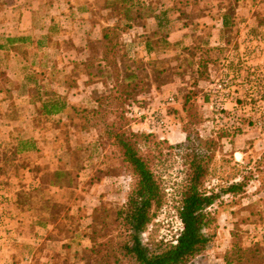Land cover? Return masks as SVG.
<instances>
[{"label":"rangeland","instance_id":"374dc122","mask_svg":"<svg viewBox=\"0 0 264 264\" xmlns=\"http://www.w3.org/2000/svg\"><path fill=\"white\" fill-rule=\"evenodd\" d=\"M148 2L149 7L150 4L155 7L157 3H165V0ZM190 2L192 0H189ZM209 2L194 3L191 7L203 8L212 5V1ZM250 3L252 7H257L262 20L260 10L263 8V0H253ZM189 7V4H180L176 0L175 9L184 12L177 15L181 21L192 20L185 15V10ZM227 8L233 9L230 1ZM64 46H69V43ZM170 51V56L175 54L170 62L156 58L143 61L138 51L125 52L123 48L119 52L118 59L124 77L132 76L127 80L137 84V89L128 101L132 104V113L127 121L130 125L145 123L147 115L153 111L160 112L172 125L179 126L186 121L185 114L180 112L178 107L176 109L175 104H180L191 88V81L182 72L179 73L181 67L178 68L185 63L187 51L180 48ZM133 58L134 62L138 61L136 64L128 61ZM92 69L97 72L96 67ZM104 76L108 77L109 72L104 73ZM171 79L176 81L174 86L152 90V82L158 84ZM239 80L233 83L234 92L237 94L235 106L225 114L232 117L234 124H237L236 128L240 131L244 129V133L251 138L246 137L245 141L250 143L254 138L260 142L251 145L243 143L245 149L249 147L253 150L252 157L245 158L242 163H236L232 155L233 148L225 143L226 140L217 141L205 182L206 188L218 190L241 181L245 182V188L235 197L221 196L211 208L215 218L211 227L213 240L206 251L189 264H224L223 256L232 243V230L239 233L243 245L248 244L250 237L257 240L264 255V83L260 81L250 85L248 80ZM199 86L198 82L194 87L197 96L194 105L200 118V124L196 125L195 129L201 137L215 139L222 130H230V125L225 119L214 117V111L208 114L203 110L198 101L203 88ZM169 98L173 101H169ZM203 112L209 115V125L204 124ZM0 116L9 119L12 117L15 122L14 134L18 136L22 135L23 130L22 124L17 122L25 116L29 125L26 126L27 132L23 136L33 137L32 128L35 127L39 130V138H50L54 141L45 147L40 146L31 156H17L13 151L14 147L0 151V264H133L132 260L123 259L117 250L122 237L113 220L115 210L126 199L132 179L115 149L103 135L95 130H86L84 121L77 117L71 108L68 113L56 117H45L38 112L0 113ZM173 127L163 133L166 139L167 134L174 130ZM137 131L146 132L147 129ZM158 134L161 136L162 132L159 131ZM168 143L172 146L179 144L174 139L168 140ZM150 146L145 142L140 143L143 150ZM55 147L65 149L64 152H72L73 161L64 156L65 153L55 152ZM46 149L53 154V160H45L46 163L42 165L35 164L44 157ZM162 154V158L155 162L154 171L160 177L165 197L162 204L154 209L153 219L145 232L140 234L142 245L149 252H159L166 244L173 242L181 230L176 207L186 172L182 159L184 152L178 148L163 149ZM34 156L39 157L36 159ZM58 156H63L67 161L58 159ZM67 168L74 171L70 172ZM56 169H60L62 173L69 172L70 177L59 179L65 185L69 179V186L59 189L51 186L55 181L53 172ZM76 171L81 175L74 176ZM93 221L97 230V243L94 247L98 250L99 243L108 240V246L101 252L103 256L109 252V261L94 256L88 248L90 243L84 236L91 232Z\"/></svg>","mask_w":264,"mask_h":264},{"label":"crops","instance_id":"0c3cea01","mask_svg":"<svg viewBox=\"0 0 264 264\" xmlns=\"http://www.w3.org/2000/svg\"><path fill=\"white\" fill-rule=\"evenodd\" d=\"M148 1L155 3L156 0ZM148 1L146 4H149ZM211 1L212 5L208 9H186L185 15L192 19L190 22L177 17L184 12L175 9L174 0H165V3H157L155 7L150 4L148 15L130 23L131 27L122 36L123 50H132V53L138 51L143 61L156 58L170 62L175 55L170 56V50H192L196 45L224 48L220 64L209 65L207 79L199 81L203 91L198 101L208 114L212 112V93L219 81L232 78V83L239 82L245 75L242 71L245 65L264 71V0L260 10L262 20L257 7H252L250 3L253 0H229L233 9L227 8L228 0ZM115 4L114 0H0V53L5 54L0 57V75L7 79L6 85L0 82V113H41L43 103L48 98L63 97L67 99L61 114L68 113L71 107L90 111L97 109L96 99L108 92L110 83L104 73L87 69L90 55L86 47L89 41L100 40L104 28L125 20L121 15L114 14ZM258 33L262 41L260 53L255 54L252 49L254 42L250 40ZM159 39L161 43L155 45ZM65 43H69V46H64ZM19 49L26 51V55L21 54ZM128 61L133 64L138 62H134V58ZM188 63L191 64L187 61L183 67ZM118 65L121 69L119 59ZM174 79L158 84L152 82L151 88L172 87L176 84ZM175 105L180 110V104ZM224 106L230 110L232 104L225 103ZM208 114L204 113L203 117L207 125L211 123V120H207ZM13 124L12 117L0 116V151L14 147L12 149L17 156H31L40 146L45 147L54 142L50 138H39V130L35 127L32 128L33 137L23 136L29 125L25 116L17 122L22 124V135L14 134ZM130 127L134 131L147 129L145 123H132ZM173 128L167 134V140L184 141L180 125L176 124ZM241 131L230 138L231 142H225L233 148L232 155L236 163L252 157L253 150L249 147L245 149L243 143L251 145L260 142L254 138L250 143L245 141L246 137L251 138L244 133V129ZM54 150L65 153L64 156L73 161L72 152H64L65 149L60 147ZM52 155L46 149L44 157L35 164L52 161ZM34 157L38 159L39 156ZM58 159L67 161L63 156H58ZM84 167L87 168V165L84 164ZM67 170L74 171L72 168ZM77 174L81 175L78 171L73 173L74 176Z\"/></svg>","mask_w":264,"mask_h":264},{"label":"trees","instance_id":"16d2710c","mask_svg":"<svg viewBox=\"0 0 264 264\" xmlns=\"http://www.w3.org/2000/svg\"><path fill=\"white\" fill-rule=\"evenodd\" d=\"M114 1L116 2L114 14L121 15L125 20L121 24L104 28L101 31L100 40L89 41L86 47L90 55L87 69L96 67L97 73L109 72L107 78L110 87L106 94L96 99L97 109L95 111L77 107H71V110L84 121L86 130H95L103 135V138L115 149L132 179V186L124 203L115 210L113 215L117 230L122 237L117 246L121 257L132 260L133 264H189L204 253L213 240L214 234L211 232V227L215 223V218L211 213V208L221 196L235 197L245 188L243 181L231 183L218 190L207 189L205 186L217 141L226 140L229 142L230 138L240 134L241 131L235 126H229L230 130H222L214 139L213 137H201L195 129V126L200 124V118L194 105L197 97L194 87L199 81L207 79L209 65L220 64L224 48L199 47L197 45L192 50L180 48L187 51V56L184 58V60L186 59L185 63L191 62L184 67L185 63L178 66V68L181 67L179 73L182 72L191 81V88L182 98L179 110L186 117V121L180 124V130L185 136L184 141L172 146L163 133L159 136L158 130L157 132L156 130L134 131L127 122L132 113V106H130L132 104H129L128 101L137 89V84L127 80L132 76H122L118 65V56L122 50L124 32L131 27L130 23L133 21L144 19V16L148 15L150 7L145 3L147 0ZM209 1L192 0L189 3V0H177V3L189 4L191 7L194 3L206 2L209 4ZM192 8L204 10L210 7L206 5L203 8ZM160 39L155 45L161 43ZM18 51L26 55V51H20V49ZM2 56L5 54L0 53V57ZM192 74L194 75L192 76ZM0 77V82L6 85L7 79L3 75ZM66 99V97L48 98L46 102L44 101L40 114L45 117L63 115L61 113L66 106ZM141 142L151 146L143 150L142 147L140 148ZM143 146L145 145L143 144ZM175 148L183 150L182 159L186 165L185 177L178 193L179 199L176 207L181 230L175 240L166 244L159 252H149L142 245L140 234L145 232L153 219L154 209L162 204L165 197L162 182L154 171V165L159 158H162L163 149L172 150ZM54 175L55 181L52 182V187L59 189L70 185L69 179L66 185L59 180L60 177H70L69 172L62 173L60 169H56ZM95 224L94 221L91 223V232L84 236L90 243L88 248L94 256L109 261V252H106L104 256L101 252L108 246V240L99 243L98 250L94 247L97 243ZM230 236L232 243L230 249L223 256L224 264H263V248L257 240L250 237L248 244L243 245L237 231L232 230Z\"/></svg>","mask_w":264,"mask_h":264},{"label":"built area","instance_id":"2783aa9c","mask_svg":"<svg viewBox=\"0 0 264 264\" xmlns=\"http://www.w3.org/2000/svg\"><path fill=\"white\" fill-rule=\"evenodd\" d=\"M252 41L254 42V45L252 46L253 52L255 54H259L262 39L259 35H257L253 37ZM242 71L245 74L242 79H245L246 81L248 80V84L253 85L255 82L260 81L264 83V71L257 69L255 66H246L245 69L242 68ZM232 80V78L222 79L215 85L214 92L212 93V111L216 113V116L219 117V119H225L226 122L229 123L228 125L235 126L237 124H234L232 117L225 114L227 110L224 106L225 103H230L232 105L234 104L232 106L233 108L236 103L237 96L233 89L234 85ZM169 101H173V99L169 98ZM145 124L148 131L158 130L165 133L170 131L172 128V124L168 123L160 112L155 111L147 115Z\"/></svg>","mask_w":264,"mask_h":264}]
</instances>
